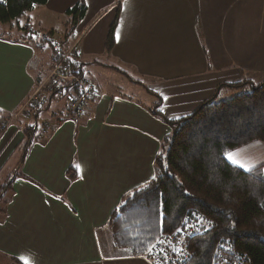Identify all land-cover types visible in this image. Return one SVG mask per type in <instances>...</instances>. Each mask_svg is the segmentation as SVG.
Segmentation results:
<instances>
[{"label": "crops", "instance_id": "obj_1", "mask_svg": "<svg viewBox=\"0 0 264 264\" xmlns=\"http://www.w3.org/2000/svg\"><path fill=\"white\" fill-rule=\"evenodd\" d=\"M77 2L86 6L78 36L57 45L74 43L72 61L96 94L74 119L73 90L60 105L51 98L36 119L48 130L26 150L16 123L0 135V264H148L106 256L107 223L121 198L152 178L170 131L164 120L232 96L226 86L264 81V0H47L14 28L0 27L1 115L24 104L54 58L21 29L64 32ZM233 152L264 176V143Z\"/></svg>", "mask_w": 264, "mask_h": 264}, {"label": "trees", "instance_id": "obj_2", "mask_svg": "<svg viewBox=\"0 0 264 264\" xmlns=\"http://www.w3.org/2000/svg\"><path fill=\"white\" fill-rule=\"evenodd\" d=\"M46 2L0 0V24L16 22ZM85 12L81 2L65 11L66 24L70 25L65 27L67 33L74 34ZM113 29L114 25L106 39L108 51L114 45ZM21 32L23 38L38 45L47 41L46 34L38 38L28 26ZM59 59L55 53L53 63ZM63 65L82 75L71 57ZM63 87L77 94L74 85ZM226 87L235 93L224 99L215 94L191 114L164 120L170 131L156 156L152 178L126 193L110 213L107 228L112 251L106 256L125 252L130 258L144 259L150 255L151 245L171 240L173 247L162 251L171 264H215L219 259L225 264H264L262 167L244 171L224 158L226 152L264 143V81ZM61 93L62 88L46 94L29 119L8 121L10 114L6 118L0 114V135L10 123H16L22 136L20 147L27 149L36 139L34 135L48 130L46 122L40 125L36 119L45 112L49 100L61 97ZM185 220L198 226L193 235L181 232Z\"/></svg>", "mask_w": 264, "mask_h": 264}, {"label": "built area", "instance_id": "obj_3", "mask_svg": "<svg viewBox=\"0 0 264 264\" xmlns=\"http://www.w3.org/2000/svg\"><path fill=\"white\" fill-rule=\"evenodd\" d=\"M73 52H74L73 49H70L68 52L58 55V58L60 59L55 64L59 66L61 69L59 70L58 73L54 74L53 73L54 68H53V70H51V72L47 74V76L43 79V85L47 80L48 83L46 84V87L50 85V89L48 90V92H44V91L41 92L40 89L37 90L34 97L30 99V101L27 103V105H25V107L21 111V115L23 116V118L28 119L30 116V112L39 107L41 100H44V96L46 94L52 93L51 92L52 86H54V88L55 86H59V87L66 86L67 80H69L72 83V85L76 87V91H77L76 95H71L68 99V109L70 114H72L74 117H79L83 112V110L87 107V104L89 102L88 99H90L91 101L95 97L94 86L80 79L70 66L63 65L66 60L70 59V56ZM43 85L41 87H43ZM14 117L15 115H13V118ZM172 245L174 244H172L171 240L165 242L164 246L158 245L155 248L158 252V256L155 257L153 251H152V255L150 256L152 263L168 264V260L163 257L162 251L172 248L173 247ZM215 264H225V263L222 259H219L218 262H216Z\"/></svg>", "mask_w": 264, "mask_h": 264}, {"label": "rangeland", "instance_id": "obj_4", "mask_svg": "<svg viewBox=\"0 0 264 264\" xmlns=\"http://www.w3.org/2000/svg\"><path fill=\"white\" fill-rule=\"evenodd\" d=\"M22 18V17H21ZM19 20H21V19H19ZM58 22V21H57ZM3 25L4 24H0V27H3ZM11 25H12V28H14V23L12 22L11 23ZM45 28H43V27H38L37 25L33 28V32L35 33V35L38 37V38H41V36H42V33H44V34H46V40L47 41H45V43H44V45H43V47L47 50V52H48V54L50 53H52L53 52V55H55V53H54V49L56 50V54L57 55H59V54H63V53H65V52H68L71 48H73L74 46H73V44L74 43H71L70 45L68 44L67 46L68 47H66L67 49L66 50H63L62 48L60 49L59 48V46L57 45L58 43H60L61 44V42L62 41H65L66 39H69L71 42L78 36V34H71V33H67L66 32V29H64V32H56V33H53V34H51V36H50V34L48 33V32H46L45 30H44ZM15 34H16V31L15 30H12V37H15ZM0 36H3V34H1ZM68 36V37H67ZM36 37V38H37ZM51 38H52V40H51ZM73 42H75V40L73 41ZM62 45V44H61ZM73 46V47H72ZM57 48H59L58 50H57ZM61 56V55H60ZM51 63H53V60L51 61ZM55 64V63H54ZM50 68V69H49ZM51 68H53V66H52V64H50L49 66H48V70H47V74H49L50 73V71H51ZM92 82V81H91ZM48 83V81L46 80L45 81V83H44V85H43V79L42 80H40V81H38V83L36 84V86L33 88V90L31 91V93L29 94V96L27 97V99H26V101H24V104H21V106L16 110V111H14V112H12V113H10V118L8 119L7 118V120L8 121H10V119H12L11 118V114H13V113H20V114H16L15 115V117L13 118V120H15V121H18V120H20V119H22L23 118V116L21 115V111L23 110V108L25 107V105H27V103L30 101V99L32 98V97H34V95L36 94V92H37V90L38 89H40L41 90V92H48V90L50 89V85L49 86H47L46 87V84ZM93 83V82H92ZM135 83H137L138 84V81H136ZM43 85V87H41ZM45 86V87H44ZM46 88V89H45ZM62 88V92H63V90L65 89L64 87H59V86H55V88H54V86H52L51 87V89L52 90H54V91H59V89H61ZM40 93V92H39ZM61 97H62V93H61ZM60 96H58L56 99L58 100V101H56L57 103L56 104H61L64 100L63 99H60L61 98ZM68 96H67V100H68ZM22 108V109H21ZM65 110V109H64ZM86 110V109H85ZM6 116H7V114L4 116L5 118H6ZM24 120V119H23ZM18 124L21 126V125H23L24 124V122H18ZM4 186V184L2 185V187ZM144 260H146L147 262H148V264H151L147 259H146V257H144ZM111 264H119V263H111Z\"/></svg>", "mask_w": 264, "mask_h": 264}, {"label": "bare ground", "instance_id": "obj_5", "mask_svg": "<svg viewBox=\"0 0 264 264\" xmlns=\"http://www.w3.org/2000/svg\"><path fill=\"white\" fill-rule=\"evenodd\" d=\"M71 57V56H70ZM52 66H53V68H54V71H53V73L54 74H56V73H58L59 72V70L61 69L59 66H57L56 64H54V63H52ZM53 68H51V70H53ZM50 69V68H49ZM51 72V71H50ZM77 75V74H76ZM80 79H82V80H84L86 83H88V84H91V85H93L94 86V92H95V94H96V87H95V84H93L91 81H89L87 78H85L83 75H77ZM69 84H71L72 85V83L69 81V80H67L66 81V85H69ZM53 92H54V90H53ZM52 92V93H53ZM76 93H77V91H76ZM44 99H45V97H44ZM89 100V102H88V104H87V107L85 108V109H87L88 107H89V104L91 103V101H90V99H88ZM45 101V100H44ZM85 109L83 110V112L85 111ZM67 111H68V113L70 114V112H69V109H68V101H67ZM83 112L81 113V115L83 114ZM16 114H19V113H13V114H11V118H13V115H16ZM70 115H72V114H70ZM80 115V116H81ZM79 116V117H80ZM30 118V117H29ZM28 118V119H29ZM75 118H78V117H75ZM198 226H196V225H192V224H190L188 221H184V223H183V227H182V229H181V232H188V234H191V235H193L194 234V231L196 230V228H197ZM175 239V237H172V239ZM176 239H179V238H177L176 237ZM156 246H158L157 244H155ZM166 245V244H165ZM164 246V245H163ZM152 251H153V254H154V256L155 257H157L158 256V252H157V250L155 249V247L154 248H152V250H151V253H150V255H148V256H146V259L151 263V264H153L152 263V261H151V258H150V256L152 255ZM168 264H171L169 261H168Z\"/></svg>", "mask_w": 264, "mask_h": 264}, {"label": "snow or ice", "instance_id": "obj_6", "mask_svg": "<svg viewBox=\"0 0 264 264\" xmlns=\"http://www.w3.org/2000/svg\"><path fill=\"white\" fill-rule=\"evenodd\" d=\"M224 158L231 162V164L238 166L239 168L244 169L245 171H251L252 168L254 167L253 164L246 162L242 159L239 158V153L238 152H226L224 154ZM177 231H180V229H177ZM161 241L157 240V243H160ZM155 247V244L151 245V247L148 249L149 252H151L152 248ZM174 251H178L174 249ZM25 264H31L30 261L26 260Z\"/></svg>", "mask_w": 264, "mask_h": 264}]
</instances>
